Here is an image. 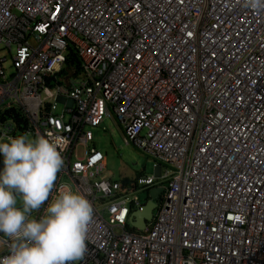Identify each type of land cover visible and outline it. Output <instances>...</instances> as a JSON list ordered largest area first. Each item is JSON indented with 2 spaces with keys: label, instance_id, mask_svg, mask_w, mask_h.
I'll list each match as a JSON object with an SVG mask.
<instances>
[{
  "label": "built area",
  "instance_id": "obj_1",
  "mask_svg": "<svg viewBox=\"0 0 264 264\" xmlns=\"http://www.w3.org/2000/svg\"><path fill=\"white\" fill-rule=\"evenodd\" d=\"M69 46L79 77L63 75ZM15 106L29 129L2 120L0 141L54 139L48 199L68 186L90 202L76 264H264V0H0V111ZM112 116L153 174L105 177L93 128ZM161 186L133 228L135 193Z\"/></svg>",
  "mask_w": 264,
  "mask_h": 264
},
{
  "label": "clouds",
  "instance_id": "obj_2",
  "mask_svg": "<svg viewBox=\"0 0 264 264\" xmlns=\"http://www.w3.org/2000/svg\"><path fill=\"white\" fill-rule=\"evenodd\" d=\"M62 164L57 142L50 137L21 134L0 141V234L12 240L0 264H76L82 259L90 202L68 186L48 199Z\"/></svg>",
  "mask_w": 264,
  "mask_h": 264
},
{
  "label": "rangeland",
  "instance_id": "obj_3",
  "mask_svg": "<svg viewBox=\"0 0 264 264\" xmlns=\"http://www.w3.org/2000/svg\"><path fill=\"white\" fill-rule=\"evenodd\" d=\"M11 59L6 63L10 73ZM62 108V104L59 105ZM94 142L103 151L108 159L105 168V177L120 180L122 177H135L137 174H153L156 161L151 155L139 149L134 144H126L119 123L115 118L107 117L100 127L94 128ZM32 137V134H28ZM141 202L145 203L150 197L148 190H139L135 193ZM156 212V210L154 211ZM4 246L0 241V253Z\"/></svg>",
  "mask_w": 264,
  "mask_h": 264
},
{
  "label": "trees",
  "instance_id": "obj_4",
  "mask_svg": "<svg viewBox=\"0 0 264 264\" xmlns=\"http://www.w3.org/2000/svg\"><path fill=\"white\" fill-rule=\"evenodd\" d=\"M81 68L82 63L75 48L73 46H69L63 75H66L68 71H73V74L79 77L82 74ZM8 119H12L21 132H25L29 129V121L19 107L15 106L4 111H0V122ZM124 182L126 183V180H124Z\"/></svg>",
  "mask_w": 264,
  "mask_h": 264
},
{
  "label": "water",
  "instance_id": "obj_5",
  "mask_svg": "<svg viewBox=\"0 0 264 264\" xmlns=\"http://www.w3.org/2000/svg\"><path fill=\"white\" fill-rule=\"evenodd\" d=\"M164 188L154 187L149 192V197L146 203L143 205L141 210L137 209L130 215L129 223L137 230H144L148 224L153 220L155 210L157 209L160 202V195L163 193Z\"/></svg>",
  "mask_w": 264,
  "mask_h": 264
},
{
  "label": "crops",
  "instance_id": "obj_6",
  "mask_svg": "<svg viewBox=\"0 0 264 264\" xmlns=\"http://www.w3.org/2000/svg\"><path fill=\"white\" fill-rule=\"evenodd\" d=\"M120 125V124H119ZM120 127H121V125H120ZM121 131H122V129H121ZM94 144H95V142H94ZM95 146L97 147V145L95 144ZM98 148V147H97ZM99 149V148H98ZM105 163L107 164L108 163V159H107V156H106V154H105ZM138 175V174H137ZM136 176V175H135ZM130 178H133V177H127V176H124V177H122L121 179H120V181H122V182H124V180H126V181H128ZM125 183V182H124ZM2 252V251H1Z\"/></svg>",
  "mask_w": 264,
  "mask_h": 264
},
{
  "label": "bare ground",
  "instance_id": "obj_7",
  "mask_svg": "<svg viewBox=\"0 0 264 264\" xmlns=\"http://www.w3.org/2000/svg\"><path fill=\"white\" fill-rule=\"evenodd\" d=\"M71 74V73H70ZM72 75L73 76H75L73 73H72ZM104 122V121H103ZM98 127H100V126H98ZM95 128H97V127H95ZM94 129V128H93ZM121 129H122V133H123V127L121 126ZM123 136H124V134H123ZM100 150V149H99ZM103 152V151H102ZM104 153V152H103ZM104 155H105V153H104Z\"/></svg>",
  "mask_w": 264,
  "mask_h": 264
}]
</instances>
